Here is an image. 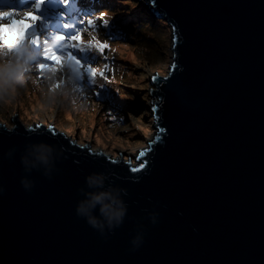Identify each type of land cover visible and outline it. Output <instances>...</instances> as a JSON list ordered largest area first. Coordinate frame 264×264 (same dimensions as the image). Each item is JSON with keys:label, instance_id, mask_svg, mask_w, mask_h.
<instances>
[{"label": "water", "instance_id": "1", "mask_svg": "<svg viewBox=\"0 0 264 264\" xmlns=\"http://www.w3.org/2000/svg\"><path fill=\"white\" fill-rule=\"evenodd\" d=\"M143 1L171 29L169 74L150 78V150L135 163L56 123L0 120V264H264V0ZM40 142L51 178L21 162ZM94 172L127 190L104 236L76 214Z\"/></svg>", "mask_w": 264, "mask_h": 264}, {"label": "rangeland", "instance_id": "2", "mask_svg": "<svg viewBox=\"0 0 264 264\" xmlns=\"http://www.w3.org/2000/svg\"><path fill=\"white\" fill-rule=\"evenodd\" d=\"M45 1H48L51 7L57 3V0ZM134 1H138L139 4L134 6L132 1L130 4L134 7L129 10L130 6L127 8L123 0H93L91 6H87L84 0H81V10L75 11L79 14L75 19L77 26L84 17H94L98 24L100 18L110 21L107 28L101 26L87 32L89 37L85 39L88 41L95 38L105 42L110 46L109 49L103 55H96L97 58L90 55L82 58L104 71L111 79V83L97 77L96 85L82 84L68 98L58 96L53 103L47 95L50 90L49 83L56 84L63 79L60 87L71 89L73 85L69 83L67 76L61 77L58 72L47 70L41 75L34 66L31 76L35 83L28 80L24 87L18 88L15 98L0 101V120L12 127L16 121L15 114L18 113L24 125L38 124L41 121L46 125L56 123L73 139H79L82 143L90 142L95 150L103 148L114 157H120L122 152L125 158L131 156L135 161L139 152L148 147V142L157 131L150 113L153 96L150 78L157 72L169 74L172 52L170 26L165 22H155L157 24L152 27L149 21L154 11L150 10L143 0ZM24 2L29 8L36 0ZM73 2L72 0L70 6L54 8L63 14L64 9L74 6ZM78 5L74 10L79 8ZM19 8L16 11L17 16L24 17V12L28 9ZM111 9H115L114 12H111ZM94 13L97 16L93 15ZM132 13L148 15V21H132L129 18ZM10 19L0 21V25L5 27V31L0 32V46L5 51L15 44L19 31L18 28L11 27ZM70 24H73V21ZM57 28L53 31L66 30L63 26ZM47 30L51 31L49 28ZM38 32L43 35L49 34L44 33V30ZM4 36L11 41L10 44H4ZM53 75L55 81L50 82L48 77ZM101 83L104 84L103 88L99 87ZM97 92L100 93L99 96L96 95ZM103 94H106L105 98ZM115 111H120L121 114L124 112L125 117L122 115L119 118Z\"/></svg>", "mask_w": 264, "mask_h": 264}, {"label": "clouds", "instance_id": "3", "mask_svg": "<svg viewBox=\"0 0 264 264\" xmlns=\"http://www.w3.org/2000/svg\"><path fill=\"white\" fill-rule=\"evenodd\" d=\"M38 56L39 53L32 50L29 43L13 44L6 51L0 46V101L15 98L18 94V88L24 87L28 80L35 83L31 73L34 66H36ZM75 78V75H73L69 83L73 85ZM48 80L50 82L55 81V76L48 77ZM49 89L47 95L53 103L56 102L58 96L68 98L76 90L74 87L71 89L68 87L57 88L55 83H49ZM32 147L35 149L31 153L34 159L30 160L28 154L21 157L25 172L30 173L33 169H42L44 175L51 178L52 170L56 165L53 146L40 142ZM122 154L120 152L121 156ZM108 181L109 177L104 172L89 174L85 178L87 190L81 189L83 198L76 207L77 216L85 219L89 226L103 236L120 227L128 213V205L124 199L127 190ZM21 184L28 191L34 187V181L29 180L27 176L22 178ZM0 191H3V189H0ZM158 215V213H150L153 224L158 222ZM142 243L143 233H140L132 240L133 250L139 248Z\"/></svg>", "mask_w": 264, "mask_h": 264}, {"label": "snow or ice", "instance_id": "4", "mask_svg": "<svg viewBox=\"0 0 264 264\" xmlns=\"http://www.w3.org/2000/svg\"><path fill=\"white\" fill-rule=\"evenodd\" d=\"M44 2L45 0H36L31 7L27 8L28 10L24 12V18L21 19L15 18L18 7L0 8V13H2L0 21L11 18V27L19 29L16 34L15 44L26 41L39 53L36 67L41 75L44 70L58 72L61 77L67 76L68 80L75 75L74 88L82 84L96 85L97 77H101L103 80L111 83V79L104 71L94 67V63L87 62L82 58L85 55H103L109 49L110 46L107 43L95 40V38L85 41L82 38V34L93 29H99L101 26L107 28L110 21L102 18L101 23L98 24L94 17H84V19L79 21V26L69 23L63 24V28L70 30L71 34L52 31L48 35H41L37 30L38 22L44 18L38 15V12L41 10ZM62 2L65 6L71 5V0H62ZM28 20H30V23L26 22ZM43 27L50 28L51 23L46 22ZM4 31L5 27L0 25V32ZM26 33L27 35H25ZM3 42L4 44L11 43L7 36L3 37ZM56 66L59 67L57 68ZM63 82V79H60L55 86L59 88ZM99 87L103 88L104 84H99ZM96 95L99 96L100 93L97 92ZM112 118L115 119V117ZM155 139L158 140L159 136ZM149 150L150 145L149 148L140 151L136 159L139 160L144 157ZM127 162L131 164L132 160L129 159ZM144 166L145 164L141 163L139 167L131 168V171L139 172Z\"/></svg>", "mask_w": 264, "mask_h": 264}, {"label": "trees", "instance_id": "5", "mask_svg": "<svg viewBox=\"0 0 264 264\" xmlns=\"http://www.w3.org/2000/svg\"><path fill=\"white\" fill-rule=\"evenodd\" d=\"M133 1V4H134V6H136L137 4H139L138 3V1L136 2V1H134V0H123V2L125 3V5H126V7L128 8L129 6H130V8H128L129 10H131V8H133L132 6H131V2ZM116 4V6H117V3H115ZM114 10L115 9H111V12H114ZM144 11V10H143ZM127 12V11H126ZM144 13H146V12H144ZM102 14V13H101ZM132 21L133 20H141V21H148V15H143V14H141V13H132L131 14V16L129 17ZM150 19H151V21H149L150 23H152V27H154V25H156L157 23H155V22H164L162 19H157V18H153V17H150ZM129 21V20H128ZM148 22V23H149ZM147 23V24H148ZM25 43V42H24ZM123 81V80H122ZM122 91V90H121Z\"/></svg>", "mask_w": 264, "mask_h": 264}, {"label": "bare ground", "instance_id": "6", "mask_svg": "<svg viewBox=\"0 0 264 264\" xmlns=\"http://www.w3.org/2000/svg\"><path fill=\"white\" fill-rule=\"evenodd\" d=\"M50 32H51V31H50ZM50 32H48V33H50ZM105 95H106V94H103V98H105ZM109 102H110V101H109ZM113 102H114V101H113ZM113 102H112V103H113ZM152 139H154V138H152Z\"/></svg>", "mask_w": 264, "mask_h": 264}]
</instances>
